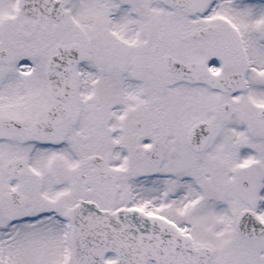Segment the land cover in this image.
Listing matches in <instances>:
<instances>
[{
	"label": "snow or ice",
	"instance_id": "6c2138e0",
	"mask_svg": "<svg viewBox=\"0 0 264 264\" xmlns=\"http://www.w3.org/2000/svg\"><path fill=\"white\" fill-rule=\"evenodd\" d=\"M0 264H264V0H0Z\"/></svg>",
	"mask_w": 264,
	"mask_h": 264
}]
</instances>
